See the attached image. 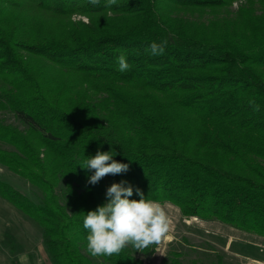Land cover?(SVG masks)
Segmentation results:
<instances>
[{
    "label": "trees",
    "instance_id": "1",
    "mask_svg": "<svg viewBox=\"0 0 264 264\" xmlns=\"http://www.w3.org/2000/svg\"><path fill=\"white\" fill-rule=\"evenodd\" d=\"M232 1L0 0V110L22 125L0 117V165L39 192L0 177V196L39 226L52 264H149L131 245L86 250L85 215L122 180L130 199L138 187L264 234V0H242L238 23ZM98 150L129 170L87 183Z\"/></svg>",
    "mask_w": 264,
    "mask_h": 264
},
{
    "label": "rangeland",
    "instance_id": "2",
    "mask_svg": "<svg viewBox=\"0 0 264 264\" xmlns=\"http://www.w3.org/2000/svg\"><path fill=\"white\" fill-rule=\"evenodd\" d=\"M242 0H233L227 7L233 22L246 20L239 10ZM264 11V4L256 6L255 14ZM229 10V11H228ZM220 12V13H222ZM86 21V16L72 14ZM4 122L21 127L8 110H0ZM0 147L10 145L0 140ZM0 177L32 199L38 189L23 177L0 165ZM172 220L167 239L159 246L152 245L138 252L149 264H264V234L240 229L214 217L186 216L178 205L161 200ZM0 264H52L41 239L39 226L20 209L0 196Z\"/></svg>",
    "mask_w": 264,
    "mask_h": 264
},
{
    "label": "clouds",
    "instance_id": "3",
    "mask_svg": "<svg viewBox=\"0 0 264 264\" xmlns=\"http://www.w3.org/2000/svg\"><path fill=\"white\" fill-rule=\"evenodd\" d=\"M93 5L100 0H89ZM117 0H106L111 7ZM167 41L153 42L149 47L152 55L163 54ZM120 71L129 69L130 64L124 54L118 56ZM258 109V106H257ZM114 150L100 151L89 157L82 167L94 170L87 183L95 185L106 175H117L127 172L129 164L119 162L113 157ZM139 199L133 196V187L127 181L112 183L106 191V202L95 210L87 212L83 219V227L88 230L87 252L93 256H112L119 254L131 245L135 250L144 252L152 245H161L168 237L172 220L165 205L145 197L137 187Z\"/></svg>",
    "mask_w": 264,
    "mask_h": 264
}]
</instances>
